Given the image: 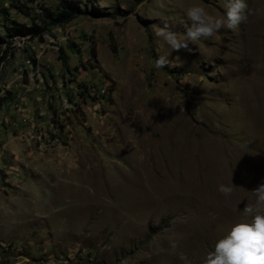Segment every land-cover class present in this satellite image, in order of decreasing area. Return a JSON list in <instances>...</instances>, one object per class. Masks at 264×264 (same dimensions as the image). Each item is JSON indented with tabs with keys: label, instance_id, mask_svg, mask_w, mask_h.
I'll list each match as a JSON object with an SVG mask.
<instances>
[{
	"label": "rangeland",
	"instance_id": "rangeland-1",
	"mask_svg": "<svg viewBox=\"0 0 264 264\" xmlns=\"http://www.w3.org/2000/svg\"><path fill=\"white\" fill-rule=\"evenodd\" d=\"M61 3L81 15L45 30ZM246 3L237 29L169 54L154 25L183 33L187 8L222 18L225 0H20L25 14L0 0V264H203L250 220L241 210L264 182V0ZM34 21L41 40L8 38ZM86 86L108 99L85 100Z\"/></svg>",
	"mask_w": 264,
	"mask_h": 264
},
{
	"label": "clouds",
	"instance_id": "clouds-1",
	"mask_svg": "<svg viewBox=\"0 0 264 264\" xmlns=\"http://www.w3.org/2000/svg\"><path fill=\"white\" fill-rule=\"evenodd\" d=\"M185 15L191 22L183 33H177L167 21H162L156 28V36L162 39L170 52L185 49L191 51L189 45H194L201 38H209L217 34L221 28L237 29L248 18L246 0H225V12L222 18H217L206 11L202 4L187 8ZM168 55H158L154 66L163 69L169 65ZM235 188L220 184L218 191L229 197ZM255 196L254 205L246 204L241 210L250 220L234 224L222 238L218 239L205 257L203 264H264V182L250 191ZM172 252L177 244L169 245ZM178 258L183 264H190L188 258L180 254Z\"/></svg>",
	"mask_w": 264,
	"mask_h": 264
},
{
	"label": "trees",
	"instance_id": "trees-1",
	"mask_svg": "<svg viewBox=\"0 0 264 264\" xmlns=\"http://www.w3.org/2000/svg\"><path fill=\"white\" fill-rule=\"evenodd\" d=\"M16 3V9L20 11V13L25 14L24 7L20 4V0H14ZM81 14L77 11L76 7L71 3H61L60 9L57 13H51L47 15L48 25H45V30L47 27L55 26V25H64L69 24L70 22L76 20ZM7 36L10 39H15L18 37L21 38H30V39H42V35L44 33V29H41L35 21L31 26H22L15 25L11 28H6ZM7 41L4 38L0 37V46L6 44ZM3 102L5 98L1 99Z\"/></svg>",
	"mask_w": 264,
	"mask_h": 264
},
{
	"label": "built area",
	"instance_id": "built-area-1",
	"mask_svg": "<svg viewBox=\"0 0 264 264\" xmlns=\"http://www.w3.org/2000/svg\"><path fill=\"white\" fill-rule=\"evenodd\" d=\"M16 41H19V38H15ZM94 87L91 88L86 86L84 87V91L82 92V94H80L81 96L85 97V100H91V101H95V102H99V103H104L107 99H108V93L107 91L104 90H96L93 89ZM84 100V98H82ZM65 103H67V101H65Z\"/></svg>",
	"mask_w": 264,
	"mask_h": 264
}]
</instances>
